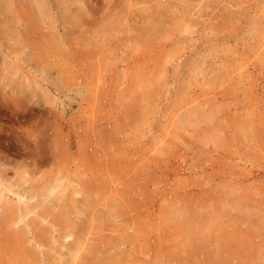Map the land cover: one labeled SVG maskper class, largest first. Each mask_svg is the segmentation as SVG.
Wrapping results in <instances>:
<instances>
[{
    "label": "rangeland",
    "instance_id": "1",
    "mask_svg": "<svg viewBox=\"0 0 264 264\" xmlns=\"http://www.w3.org/2000/svg\"><path fill=\"white\" fill-rule=\"evenodd\" d=\"M70 1L95 15L44 60L0 41V201L36 264H264V0Z\"/></svg>",
    "mask_w": 264,
    "mask_h": 264
},
{
    "label": "bare ground",
    "instance_id": "2",
    "mask_svg": "<svg viewBox=\"0 0 264 264\" xmlns=\"http://www.w3.org/2000/svg\"><path fill=\"white\" fill-rule=\"evenodd\" d=\"M73 5L74 2L70 0L68 4L64 1L55 3L54 0H0V41L7 42L8 46L20 47L21 50L28 51L30 60L37 59L38 56L44 60L46 55L50 56L49 53L55 42L46 33L48 24L53 23L54 19L64 23L70 20L76 21L82 16L95 15L93 12H84L79 6L73 8ZM16 106L19 108V104ZM18 108L19 114L24 115L26 110ZM32 141L35 143L33 139ZM82 173L83 170L76 169L74 175L78 179ZM94 182H86L90 184L88 191L93 188V191H98ZM78 196H80L79 200L72 197L69 201L71 206L81 201V193ZM42 215L46 217V214ZM19 216H21L20 205L7 200L0 201V223L5 225L4 230L0 232V235H3L2 238L0 236V261H3V257L7 255L12 264H36L35 253L28 249L29 240L21 229L12 227ZM48 218L54 225L65 223L64 214H51ZM34 240L38 244H45V231L34 233ZM45 256L49 257L47 254Z\"/></svg>",
    "mask_w": 264,
    "mask_h": 264
}]
</instances>
